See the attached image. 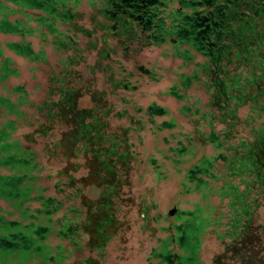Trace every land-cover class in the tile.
<instances>
[{
  "label": "trees",
  "instance_id": "obj_1",
  "mask_svg": "<svg viewBox=\"0 0 264 264\" xmlns=\"http://www.w3.org/2000/svg\"><path fill=\"white\" fill-rule=\"evenodd\" d=\"M102 1L106 5L100 13L106 22L94 23L93 27H99L108 37L117 38L123 49L130 44L140 49L166 43L185 63L194 59L192 50L202 58L194 63L196 69L191 74H180L179 82L187 88L191 80L198 79L197 73L203 72L207 78L205 87L210 91L208 105L214 111L206 114L198 108L191 110L188 105L182 111H191L192 115L200 113L194 119L195 135L217 152L211 156L201 155L192 163L184 171L181 187L183 192L190 190L188 184H194L196 189L205 188L209 183L201 175L212 176L214 163L217 160L226 162L227 174L238 178L237 184L225 182L226 187L219 190L223 195L235 193L228 206L234 211L238 209L232 217L233 229L229 234L233 243L228 249L233 251L238 245L244 247L245 235L251 231L264 232V120L253 126V121L264 112V0ZM78 4L79 0H0V33L19 37V40L0 41L1 88L15 95L11 100L0 94V116L5 117L0 124V168L5 169L4 173L0 172V198L13 200L18 207L25 202H38L37 206H26L21 210V214L29 218L28 223L5 220L0 216V261L4 255L16 256L17 264H22L24 258L45 254L44 262H49L52 257L46 243L47 222L52 220L58 224L53 231L57 237L63 239L74 233L75 226L71 221L61 222L63 216L54 217V214L65 199L72 201L80 193L81 188L77 186L80 178L74 177L78 164L68 162L60 168L53 184L56 195H45L46 188L36 185L41 168L31 147L38 140L43 141L42 151L48 156L60 153L70 159L81 150L89 153L97 183L108 188L110 193L116 190L115 162L120 163L126 155V152H119V146L128 138V126L117 133L110 132L107 119L100 117H105L106 111L95 114L98 106L81 108L78 105L80 88L64 84L59 76H50L46 95L38 102L29 99L24 85L15 84L9 88L4 84L9 77L19 75L17 67L12 66L11 59L4 55V48L29 61H44L43 50L35 51L26 36L38 35L47 42V34H50L54 45L64 47L66 43H75L68 34L58 31V23L73 27L71 23L78 16L74 8ZM75 30L89 35L80 26H75ZM78 60L75 56L66 57L65 66H70L63 71L66 78L74 77L73 67ZM143 69L144 73H150ZM121 85L130 87L128 81ZM170 92L178 95L175 85ZM243 105L249 108L244 119L238 112ZM145 113L150 116L149 122H153V116H162L164 111L151 104ZM214 121L222 128L215 130ZM203 124L208 126V131ZM22 126L29 129L20 134L24 143L20 138H12ZM238 126L250 127L252 137L240 136L235 144L232 141L240 131ZM157 127L173 128L174 122L162 119ZM53 131H58L59 136L55 137ZM174 150L178 156L173 159L176 164L180 163L183 154L195 155L181 141H177ZM240 184H244L242 190H238ZM34 189L36 193L32 194ZM250 193V199L246 200ZM104 198L97 203L98 209L88 215V220L83 221L84 227L90 229L93 239L97 240V248L102 247L110 234L108 231H112L115 224L113 213L108 211L111 207L109 199ZM68 210L76 211L72 204ZM146 212L142 209V215ZM176 219L180 223L173 225V239L184 251L176 256L177 264H193L203 219L195 211L180 212ZM171 240L169 236L158 254L167 264H170L169 250L165 245ZM61 262L60 257L58 264ZM72 264L91 263L85 259Z\"/></svg>",
  "mask_w": 264,
  "mask_h": 264
},
{
  "label": "rangeland",
  "instance_id": "obj_2",
  "mask_svg": "<svg viewBox=\"0 0 264 264\" xmlns=\"http://www.w3.org/2000/svg\"><path fill=\"white\" fill-rule=\"evenodd\" d=\"M105 5L102 0H79L74 8L78 16L71 23L73 27L68 28L67 23H58V31L68 34L75 41L73 44L66 43L65 47L54 45L50 34H47V42L38 35L26 36L25 39L31 42L35 51L43 50L44 61H29L4 48V55L11 59L12 66L19 71L17 77H9L4 83L9 88L22 84L29 99L38 102L46 95L47 87L51 84L50 76H59L64 84L80 88L78 105L81 108L98 106L95 114L106 111L105 117H100L102 120L107 119L110 132L117 133L127 126L130 128L126 142H121L119 146V152H126V155L120 163L115 162L116 190L111 193L108 188L97 183L89 153L81 150L67 159L60 153L56 156L43 153L42 140L30 145L36 152L41 168L36 185L46 188L43 192L45 195H56L53 190L56 172L67 166L68 162L78 164L74 177L80 178L77 186L81 190L74 200L65 199L54 214V217L63 216L61 222L71 221L75 226L74 233L61 239L53 232L58 224L54 220L47 222L49 233L46 243L52 259L44 262L45 254L37 255L24 258L22 264H58L60 257L61 264L85 259H89L91 264H167L158 254L169 236L172 240L165 245L169 250L168 258L170 264H177L176 256L184 251L174 242L173 225L180 223L176 218L180 212L185 211H195L204 223L198 233L199 247L195 250L193 264H264L262 231H251V234L245 235L244 247L238 245L233 251L228 249V245L233 243L229 234L233 229L232 217L238 209L234 211L228 206L235 193L223 195L219 190L226 187L225 182L237 184L238 178L227 174L226 162L217 160L212 168V176L201 175L209 183L205 188L196 189L194 184H188L190 190L182 191L184 171L201 155L211 156L217 152L195 135L194 119L200 113L192 115L191 111H182L186 105L191 110L198 108L206 114L214 111L208 105L210 91L205 87L207 78L203 72H198V79L191 80L187 88L179 82L180 74H191L196 69L194 63L202 58L192 50L194 59L185 63L166 43L140 49L130 44L123 49V44L117 38L108 37L99 27H93L94 23L106 22L100 13ZM75 26L86 29L89 35L76 31ZM3 40H19V37L0 33V41ZM68 56L79 59L73 67L72 78H66L63 73L65 68H70L69 65L65 66ZM143 68L150 73H144ZM127 81L130 87L121 85V82ZM174 85L178 95L170 92ZM0 94L11 100L15 98L14 94L1 88V84ZM151 104L164 111L162 116H153V122H149L150 116L145 113L146 107ZM27 111L30 112L29 109ZM238 112L244 119L249 112L248 105L240 106ZM162 119L173 120L174 127L158 128ZM4 120L5 117L0 116V124ZM138 120L141 123H137ZM262 120L264 112L253 121V126H258ZM214 123L215 130L222 128L217 121ZM203 127L208 131L206 124ZM238 129L240 131L232 143L236 144L240 136L252 137L250 127L238 126ZM28 130L22 126L12 134V138H20V134ZM53 132L55 137L59 136L58 131ZM177 141L195 153L193 156L183 154L178 164L173 162V159H178L174 150ZM0 172L4 173L5 169L0 168ZM243 187L244 184L238 185V190ZM31 193L35 194L36 189ZM250 197L251 193L246 200ZM102 198L109 199L111 207L108 211L113 213L115 224L114 229L108 231L110 234L103 241L102 247L97 248V240L93 239L91 230L84 227L83 221L98 209L97 203L102 202ZM70 204L78 213L68 210ZM37 205L38 202H25L18 207L13 200L0 198V216L5 220L28 223L29 218L22 215L21 210L26 206L32 208ZM142 209L147 211L146 214L142 215ZM42 222L46 223L45 220ZM253 223H257L254 218ZM17 259L16 256L10 258L4 255L0 264H17Z\"/></svg>",
  "mask_w": 264,
  "mask_h": 264
}]
</instances>
